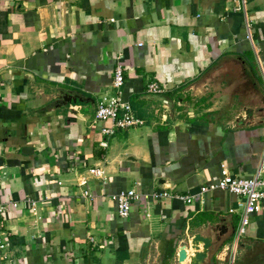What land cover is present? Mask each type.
Returning a JSON list of instances; mask_svg holds the SVG:
<instances>
[{
	"label": "crops",
	"instance_id": "obj_1",
	"mask_svg": "<svg viewBox=\"0 0 264 264\" xmlns=\"http://www.w3.org/2000/svg\"><path fill=\"white\" fill-rule=\"evenodd\" d=\"M116 61L144 124L105 135L94 111ZM263 150L264 0H0V200L17 202L0 264H189L178 251L196 233L212 240L201 264H229L240 198L200 187L222 165L252 176ZM126 188L194 198L141 199L120 217L112 195ZM233 252L264 264V214Z\"/></svg>",
	"mask_w": 264,
	"mask_h": 264
},
{
	"label": "built area",
	"instance_id": "obj_2",
	"mask_svg": "<svg viewBox=\"0 0 264 264\" xmlns=\"http://www.w3.org/2000/svg\"><path fill=\"white\" fill-rule=\"evenodd\" d=\"M123 68L120 61H116L114 67V77L112 80V87L115 90L113 94H102L96 100L94 117L97 120H109L110 126L103 128L102 132L105 135H111L116 129H126L130 127L141 126L144 124V120L137 117L131 105L128 101L123 100L121 96V86L123 84ZM146 92L149 94H161L165 92V87L156 83L149 82L146 85ZM101 145L105 146L106 142H102ZM89 172L94 176L101 177L103 170L101 168H90ZM2 173L0 166V185H1ZM86 179L79 178V184H86ZM224 189L232 192L240 198L238 202L241 208V215L239 225L234 233V238L231 243L224 245L221 249V253H227L231 251V257L229 264L234 262V252L238 240L245 232V227L248 223V217L251 214L262 213L264 214V150L261 153L259 164L255 173L250 177L237 176L232 174L227 166L222 165L220 170V176L212 183L203 185L200 187V193L206 191ZM83 196L90 197L91 194L88 190H84ZM112 198L116 202V211L120 217H127L130 213L131 207L138 200H144L146 202H160L168 198H179L183 202L191 203L194 196L188 194H172L168 191H152L143 192L135 188H126L114 195ZM25 204L32 207L35 206V201L32 199H26ZM10 206L16 207L17 202H3L0 200V249L7 245L4 239V216Z\"/></svg>",
	"mask_w": 264,
	"mask_h": 264
},
{
	"label": "water",
	"instance_id": "obj_3",
	"mask_svg": "<svg viewBox=\"0 0 264 264\" xmlns=\"http://www.w3.org/2000/svg\"><path fill=\"white\" fill-rule=\"evenodd\" d=\"M73 99L76 98L73 96H64V99ZM2 164V158L0 157V165ZM212 244V240L208 236H203L200 233H196L191 238L190 242H188L187 246H189L193 253L188 255L186 250V244L181 246L178 251V261L183 262L187 257L189 258V264H201L204 261V258L207 255L208 249ZM188 255V256H187Z\"/></svg>",
	"mask_w": 264,
	"mask_h": 264
},
{
	"label": "rangeland",
	"instance_id": "obj_4",
	"mask_svg": "<svg viewBox=\"0 0 264 264\" xmlns=\"http://www.w3.org/2000/svg\"><path fill=\"white\" fill-rule=\"evenodd\" d=\"M178 98L181 100L182 104L179 108H182L184 112L190 111V108L193 112H196V100L193 99V96H187L184 94H179ZM198 111V110H197ZM200 112V111H198Z\"/></svg>",
	"mask_w": 264,
	"mask_h": 264
}]
</instances>
